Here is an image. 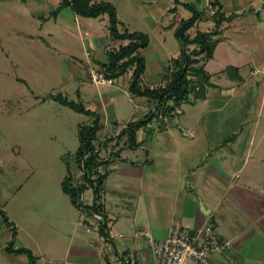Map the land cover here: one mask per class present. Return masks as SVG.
<instances>
[{
    "label": "crops",
    "instance_id": "crops-1",
    "mask_svg": "<svg viewBox=\"0 0 264 264\" xmlns=\"http://www.w3.org/2000/svg\"><path fill=\"white\" fill-rule=\"evenodd\" d=\"M93 1H107L116 7L117 17L124 25H119L120 29L125 27L129 31H141L131 26L133 20L122 14V6H126L132 14L137 13L142 21H149L151 17L153 29H158L160 33L156 35V44L163 49L167 48V43L165 37L162 38V32L170 29L174 33L181 20L191 16L192 12L186 6L190 5L202 12L195 25L203 20L212 21L213 26L209 25L207 30L198 29L197 32L213 30L215 12L220 11L225 16L233 17L223 20L219 32L212 35V38L219 39L218 44L230 40L231 44H238L250 51L258 47L260 52L264 51V0ZM216 2L219 4L215 5ZM60 3L61 0L49 15L39 16L34 11L28 13L42 20L39 19L41 28L42 22L57 19L63 8H59ZM65 7L72 10L70 6ZM181 8L184 10L180 12ZM56 9L58 11L54 14ZM71 12L74 23L83 20L82 16L73 10ZM187 12L189 16L186 17ZM94 18L108 28L107 14ZM254 22L261 24L259 29L252 24ZM189 30L190 36L197 33H190ZM90 32L85 30L83 37ZM148 35L149 45L141 49L145 62L143 50L152 48V39ZM90 38L92 40L84 45L88 66L94 63L100 67V63L106 61L109 49L125 43L111 37L118 45L102 49L96 33ZM254 61L243 70L236 65L239 77L226 78L220 83L213 79V72L205 68L211 77L204 96L199 98L200 101L212 103L215 99H228L235 92L245 94L252 90L255 100L244 104V107L248 105L246 109L249 112L243 114L242 118V122L248 125L247 129L237 126L236 121L233 127L225 128V123L235 117L232 112L221 117L219 126L225 129H207V124H201L202 117L194 108L192 113L195 117L188 120L190 113L180 104L166 113L158 111L150 120L137 126L135 140L139 146L136 148L122 149L119 154H112L105 144L108 135L101 144L104 155L96 149L100 157L106 160L99 166V172L104 176L100 184V207L97 212L90 207L95 198L91 184H87L88 187L81 193L83 207L74 205L62 190L53 212L47 213L46 218L37 215L32 224L3 210L7 222L0 216V264L28 263V254L9 250V244L12 248L29 249L34 256L33 264H102L99 249L101 232L94 213L101 216L113 235L122 236L116 243L117 248L125 251L135 249L140 253V264L153 262L148 236L165 238L173 219L194 228L211 223L218 237L229 241L224 252L211 255V264H264V80L252 70L256 68ZM170 67L159 73L160 82L143 83L149 86L163 85L164 75ZM84 69L87 72L88 67ZM75 75L80 73L76 71ZM121 76H125L124 85L116 86L115 81L109 83L111 89L92 96L91 104L86 107L99 116L100 129H118L114 134H118L130 122L145 119L155 107L149 98L132 95L128 90L129 75ZM121 92L126 96L124 101L117 104L116 97ZM196 100L194 97L190 102L196 104ZM225 103L221 100L216 110L222 109ZM124 110L131 112V117L120 122L118 115ZM195 120L197 126L191 127ZM199 125L205 127L200 128ZM68 172L73 184L85 183L83 174L82 178L76 180L73 173ZM85 192H91L90 201L86 202ZM135 232L143 234L140 240L134 238Z\"/></svg>",
    "mask_w": 264,
    "mask_h": 264
},
{
    "label": "rangeland",
    "instance_id": "rangeland-1",
    "mask_svg": "<svg viewBox=\"0 0 264 264\" xmlns=\"http://www.w3.org/2000/svg\"><path fill=\"white\" fill-rule=\"evenodd\" d=\"M58 1L0 0V208L13 216H20L27 224H32L37 215L46 218L47 213L53 212L58 194L63 190L61 182L69 174L68 171L73 173L76 180L82 178L83 168L76 160L79 132L81 127L91 125L93 120V116L53 99L50 93L62 94L87 107L94 95L110 90L111 84L94 83L88 77L91 65L88 66L84 45L92 40L90 36L95 33L97 39L100 38L102 49L118 45L110 37L109 29L98 19L83 17V20L74 23L69 7H63L57 19L42 22L40 28L41 19L28 12L34 11L39 16L49 15L58 6ZM183 10L181 8L180 12ZM121 11L126 18L133 20L131 26L150 34L152 39V48L143 50L146 56L143 82H160L159 73L171 65L170 59L180 51L179 40L173 30L162 32V38L165 37L167 43V48L163 49L156 44V35L160 33L158 29H153L151 17L149 21H142L137 13L132 14L126 6H122ZM185 16H189V12ZM252 24H256L258 29L261 26L259 22ZM209 25L213 26L212 21L203 20L189 32L207 30ZM120 26H124L123 23ZM85 30L91 32L84 38ZM253 49L250 51L238 44H231L230 40H223L205 68L213 72V79L220 83L226 78L239 77L235 74L236 65L243 70L255 60L256 68L252 70L264 80V51L260 52L259 47ZM86 66L87 72L84 69ZM75 69L80 75H75ZM124 78H117L114 85H124ZM251 91L245 94L235 92L228 99H215L212 103L200 101L198 96L196 104L190 102L194 100L193 93L181 106L190 113L188 120L195 117L192 113L194 108L202 117L201 124H207V129H227L233 127L235 121L237 126L247 129L248 125L242 122V118L243 114L249 112L246 109L248 105L244 107V104L255 100ZM125 96V93H119L116 103L124 101ZM221 100L226 103L222 109L216 110ZM228 112L234 113L235 117L225 123V128H221V117ZM118 116L121 122L130 118L131 112L124 110ZM196 123L197 120L194 125L190 124L191 127H196ZM117 130L100 129L97 132L94 144L99 152L102 151L103 139L108 135L116 137L114 132ZM111 131L113 133L110 134ZM85 197L86 202L90 201L91 192H85Z\"/></svg>",
    "mask_w": 264,
    "mask_h": 264
},
{
    "label": "trees",
    "instance_id": "trees-1",
    "mask_svg": "<svg viewBox=\"0 0 264 264\" xmlns=\"http://www.w3.org/2000/svg\"><path fill=\"white\" fill-rule=\"evenodd\" d=\"M218 5L219 3H214ZM70 6L75 14L82 17H97L107 14L109 19V33L113 39L120 40L118 47L109 49L107 59L100 63L102 71L106 76L117 79L123 74L130 73L128 90L134 96H145L155 103L145 119L130 122L126 124L116 137L110 135L105 144L112 154H119L122 149H133L139 146L135 140V128L150 120L158 111L169 112L175 106L180 105L183 101L194 93L195 97L202 98L205 93V87L210 82L211 74L205 69V64L213 57L216 45L219 39L212 38L220 30L223 20L232 19L233 15L225 16L224 13L216 11L214 15L215 26L209 32H197L194 36H190L188 30L195 25L197 20L202 16V12L196 10L190 5H186L190 9L191 16L181 20L180 24L174 30V34L180 43V53L172 60L171 67L165 73V83L158 86H149L143 83V74L146 68L145 58L141 49L149 45V35L142 31H129L127 28L120 29V21L117 17L116 7L107 1L93 0H61L59 8ZM58 10L56 9L54 14ZM192 46V47H191ZM237 72V70H236ZM237 74V73H235ZM51 97L63 105L91 115L94 117L91 125L80 128V144L77 149L76 160L83 168V177L85 183L73 184L71 174L65 176L61 182V187L70 197L71 202L77 207H83L81 201V193L91 184L94 188V202L90 206L91 209L98 210L100 207V190L101 181L104 175L99 172V166L106 160L100 157L96 150L94 140L97 132L100 130L99 116L91 109L86 108L83 103L69 100L62 94L50 93ZM120 140L122 142L119 144ZM0 216L5 222L7 217L3 209L0 208ZM99 229L101 233H105L106 223L99 221ZM9 250L18 252H26L28 254V263H34V256L27 248H12L8 245Z\"/></svg>",
    "mask_w": 264,
    "mask_h": 264
},
{
    "label": "built area",
    "instance_id": "built-area-1",
    "mask_svg": "<svg viewBox=\"0 0 264 264\" xmlns=\"http://www.w3.org/2000/svg\"><path fill=\"white\" fill-rule=\"evenodd\" d=\"M264 72V69H262ZM90 79L94 83H114L115 79L106 76L100 67L91 64ZM94 217L100 225L102 220L98 213ZM142 233L135 232L134 238L140 240ZM113 235L107 227L100 235L99 249L102 264H140V253L135 249L125 251L117 248L119 238ZM151 247L152 264H211L210 257L214 253L224 252L229 241L218 237L211 223L198 227H190L177 219L171 222L168 235L165 238L148 236Z\"/></svg>",
    "mask_w": 264,
    "mask_h": 264
}]
</instances>
